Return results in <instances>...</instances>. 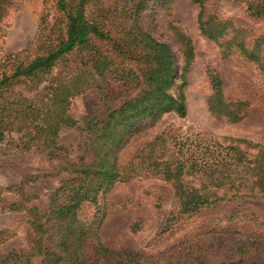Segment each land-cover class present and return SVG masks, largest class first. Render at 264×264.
I'll list each match as a JSON object with an SVG mask.
<instances>
[{
	"label": "trees",
	"instance_id": "trees-1",
	"mask_svg": "<svg viewBox=\"0 0 264 264\" xmlns=\"http://www.w3.org/2000/svg\"><path fill=\"white\" fill-rule=\"evenodd\" d=\"M94 1L55 0L63 21L49 28L40 23L32 44L35 56L30 61L16 59L0 75V143L17 134L16 141H9L15 150L54 158L63 149L57 143L59 133L80 124L82 147L91 158L90 163L60 166L66 176L43 211L31 204L36 197L26 189V182L0 189L18 195L20 204L4 200L1 209L23 211L33 235L28 251L0 253V264H36L37 260V264H159L156 258L164 264H264V238L255 233L240 245L229 243L226 234H220V238L201 241L198 249L155 256L113 251L99 241L98 230L105 218L99 196L139 174L131 162L119 165V151L143 122H156L166 114L186 116L183 89L194 52L190 39L177 33L183 59L178 75L170 47L138 22V13L150 2L165 0H135L134 15L121 11L118 16L99 6L96 13L89 12ZM14 3L0 0V37ZM192 3L199 9L197 23L202 35L216 43L222 41L225 54H238L264 71V35L249 41L246 31L208 14L204 0ZM247 10L253 17H264V5L257 1L248 0ZM209 80V111L230 123L242 121L246 103L227 100L218 75L210 73ZM117 83L121 90L114 96L110 84ZM91 89L100 93L99 106L79 123L69 115V106ZM195 137L184 143L190 150L196 147L190 157L174 148L172 158L151 164L174 187L178 211L169 222L237 198L264 201V149L251 155L201 133ZM188 176L198 177L200 186L188 182ZM90 197L96 211L82 220L80 208ZM5 233L0 231V244Z\"/></svg>",
	"mask_w": 264,
	"mask_h": 264
},
{
	"label": "rangeland",
	"instance_id": "rangeland-1",
	"mask_svg": "<svg viewBox=\"0 0 264 264\" xmlns=\"http://www.w3.org/2000/svg\"><path fill=\"white\" fill-rule=\"evenodd\" d=\"M247 1L204 0V5L208 14L230 22L235 29L246 31L249 41L253 42L264 35V17L250 15ZM249 1L264 5V0ZM134 3L135 0H96L88 11L96 13L99 6L100 9L109 8L114 16L121 11L134 15ZM198 13L192 0H165L150 2L137 15L144 31L170 47L178 75L183 59L177 33L190 39L194 57L183 89L186 116L179 118L166 114L156 122L147 120L138 125L119 151L117 162L120 166L133 163L139 174L115 185L97 200L105 211L98 239L110 250H131L155 256L160 252L186 253L198 249L201 241L220 234H226V239L234 245L245 242L251 233L264 238V201L261 199L224 201L192 217L169 222L178 211L174 187L165 180L160 169L151 166L172 158L174 148L183 150L186 158L190 157L196 147L190 150L184 143L196 140V134L200 133L222 146H236L251 155L264 149V71L238 54H225L222 41L216 43L202 35L197 23ZM62 21L55 0H15L4 20V34L0 37V75L8 71V65L16 59L30 61L35 56L32 44L40 23L44 22L49 28ZM210 73L221 79L227 100L246 103L242 121L230 123L209 111ZM119 85L110 84L114 96L121 90ZM26 96H33V93H26ZM99 101L100 93L95 89L88 90L72 100L68 113L80 123L97 109ZM18 138L19 135L12 134L0 143V189L26 182V189L36 197L31 204L43 211L48 208L49 197L66 176L60 166L67 162H91L82 147L80 124L59 133L57 143L63 149L54 158L15 150L9 141ZM186 180L200 186L198 177L188 176ZM4 200L20 204L17 194L0 191V231L6 232L0 253L28 251L33 235L24 212L3 211L1 203ZM95 205L93 197L85 201L80 208V219L91 218L96 211ZM155 262L166 263L158 258Z\"/></svg>",
	"mask_w": 264,
	"mask_h": 264
}]
</instances>
